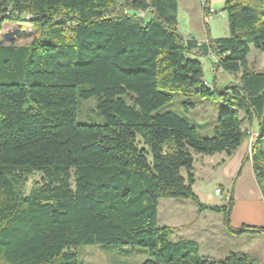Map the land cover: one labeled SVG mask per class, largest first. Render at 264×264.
Returning a JSON list of instances; mask_svg holds the SVG:
<instances>
[{
	"label": "trees",
	"instance_id": "16d2710c",
	"mask_svg": "<svg viewBox=\"0 0 264 264\" xmlns=\"http://www.w3.org/2000/svg\"><path fill=\"white\" fill-rule=\"evenodd\" d=\"M120 2L0 0V26L38 21L68 32L53 30L67 35L57 42L0 44V264H80L77 247L102 244L145 248L141 264H258L239 252L202 255L157 219L160 198L187 199L198 213H222L228 226L232 191L224 205L201 203L194 155L233 154L254 122L247 158L264 201V69L246 65L250 46L264 53V0H224L228 35L206 29L203 41L179 33L177 0ZM210 54L213 75L240 72L238 81L209 85L201 58ZM174 91L223 96L211 136L173 111L154 114ZM90 97L103 124L76 119L78 100Z\"/></svg>",
	"mask_w": 264,
	"mask_h": 264
},
{
	"label": "rangeland",
	"instance_id": "374dc122",
	"mask_svg": "<svg viewBox=\"0 0 264 264\" xmlns=\"http://www.w3.org/2000/svg\"><path fill=\"white\" fill-rule=\"evenodd\" d=\"M121 1L123 2V0ZM200 1L177 0L179 33L184 38L193 36L199 38L197 40L203 41L207 29L211 38L226 37L228 35L227 19L222 11L224 0H208L209 6L215 10V13L212 18L207 17L205 20L202 17ZM120 3L117 6H122ZM123 11H130V9L123 7ZM149 19L150 13L148 12L144 21ZM61 28L63 32L68 33L63 25H42L38 21H4L0 26V44L20 46L28 44L36 36H40L45 42H57L67 37L61 31L52 33L53 30ZM201 61L205 80L209 85H213L215 82L216 87L222 89L229 83L238 81L240 72L231 73L218 70L213 75L211 69L212 63L216 61L214 56L208 60L201 58ZM246 65L251 70H263L264 53L250 46ZM187 100L192 102L194 107L191 108L182 103ZM96 105V97L79 99L76 110L77 121L82 124H103L104 119L97 113ZM226 108L227 102L217 92L210 96L186 97L174 91L172 99L157 108L154 114L173 111L196 126L202 136H211L215 119ZM248 131H250L249 127ZM251 136L253 138V134L250 133L249 143L252 140ZM194 157L196 180L192 190L201 203L210 206L224 205L232 191L228 226L222 213L210 210L198 213L196 205L190 200L175 198H160L158 200V226H172L175 230L177 229L171 237L173 240L183 238L182 234H186L187 228H194L196 231L200 227V233L204 235H199L195 239L200 254L221 259L229 252H239L248 255L258 264H264V254L261 252L264 250V231L234 234L229 229H240L247 226L264 228V201L262 198H258V190L252 176L250 163L242 160V163L236 164L238 161H234L227 164L225 168L218 166L213 169L215 162H219L220 155L218 153L214 156L198 154ZM201 163H208V165L205 164L202 168ZM39 179L38 173L29 176L24 186L25 193H28L30 187ZM216 188L222 191L223 197L214 193ZM76 251L80 264H141L147 258V250L135 245H126L123 250L121 247L117 248L107 244L87 245L77 247Z\"/></svg>",
	"mask_w": 264,
	"mask_h": 264
},
{
	"label": "crops",
	"instance_id": "0c3cea01",
	"mask_svg": "<svg viewBox=\"0 0 264 264\" xmlns=\"http://www.w3.org/2000/svg\"><path fill=\"white\" fill-rule=\"evenodd\" d=\"M196 39H199V38H196ZM204 40H205V38H204ZM212 57H213V55H211L209 58H212ZM257 132H258V126H257V123L254 122L253 125L250 127L249 134L251 133V134H253V136H255V135H257ZM249 139L250 138H249V135H248L247 138H245L243 140L241 145L233 152V154H231L229 156L225 155V153H223V152L222 153H218L220 155L219 162L218 161L215 162V165H213L212 168L216 169L218 166L222 167V168H225L227 164H230V163H232L234 161H238V162H236V164L237 163H242V160L248 161L250 163V166H251L250 159L247 158V155H248L249 149H250V147H249L250 146ZM214 155H211V156H214ZM205 164L208 165V163H205ZM205 164L201 163L202 168L205 166ZM251 170H252V166H251ZM194 175L196 176V167H195V165H194ZM252 176H253V179H254L253 170H252ZM254 182H255V179H254ZM255 184H256V182H255ZM256 188L258 190V198L259 197L261 198V195H260L259 189L257 187V184H256ZM176 231H177V229L175 230V232ZM186 231H187L186 234H182L183 239H193V240H195L197 237H199V235H201V236L204 235V234L200 233V227L196 231H194V228H191V229L187 228ZM196 233H198V234H196ZM206 247H207V244L205 245V249H206ZM261 252H262V254H264V250H262ZM202 255L210 257V255H207V254H202Z\"/></svg>",
	"mask_w": 264,
	"mask_h": 264
},
{
	"label": "built area",
	"instance_id": "2783aa9c",
	"mask_svg": "<svg viewBox=\"0 0 264 264\" xmlns=\"http://www.w3.org/2000/svg\"><path fill=\"white\" fill-rule=\"evenodd\" d=\"M200 7L202 8V14H203L204 10L208 11V13L206 15V18L207 17H209V18L213 17V14L215 13V10L211 6H209V3L208 4L206 3V0H201L200 1ZM137 15L139 17H145L146 16V12L139 11V12H137ZM251 139H252V136H251ZM214 193L217 194V195H220L221 197H223V193H222V191L219 188L214 189Z\"/></svg>",
	"mask_w": 264,
	"mask_h": 264
}]
</instances>
